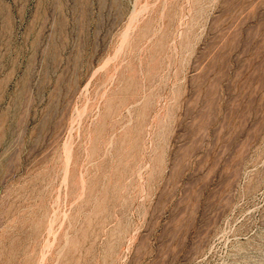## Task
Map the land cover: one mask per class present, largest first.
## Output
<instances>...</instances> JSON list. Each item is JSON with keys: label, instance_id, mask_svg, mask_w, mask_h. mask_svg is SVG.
Wrapping results in <instances>:
<instances>
[{"label": "rangeland", "instance_id": "374dc122", "mask_svg": "<svg viewBox=\"0 0 264 264\" xmlns=\"http://www.w3.org/2000/svg\"><path fill=\"white\" fill-rule=\"evenodd\" d=\"M0 264H264V0H0Z\"/></svg>", "mask_w": 264, "mask_h": 264}]
</instances>
